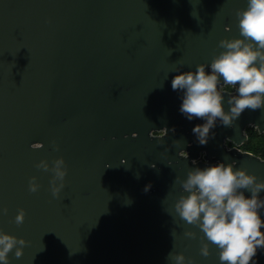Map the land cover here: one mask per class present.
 I'll return each instance as SVG.
<instances>
[{
    "label": "water",
    "instance_id": "water-1",
    "mask_svg": "<svg viewBox=\"0 0 264 264\" xmlns=\"http://www.w3.org/2000/svg\"><path fill=\"white\" fill-rule=\"evenodd\" d=\"M249 5L0 0V238L17 241L8 264H227L204 214L189 223L177 205L199 195L185 188L190 175L212 167L255 177L236 190L246 199L264 184V159L240 148L248 127L264 133V94L260 108L235 117L240 85L222 90L212 71L231 51L222 42L250 46L261 54L252 66L264 67V48L240 27ZM200 66L217 75L231 118H215L205 144L193 129L210 117L189 119L186 89L172 88ZM256 198L264 221V188ZM251 264H264V248Z\"/></svg>",
    "mask_w": 264,
    "mask_h": 264
},
{
    "label": "clouds",
    "instance_id": "clouds-1",
    "mask_svg": "<svg viewBox=\"0 0 264 264\" xmlns=\"http://www.w3.org/2000/svg\"><path fill=\"white\" fill-rule=\"evenodd\" d=\"M242 34L251 38L264 48V0H250L249 10L243 13L240 22ZM242 42H222L231 51L222 55L212 64L213 73L223 76L226 83L231 86L239 83L240 97L234 100L231 112L239 117L247 108L253 110L261 107V95L264 94V67H253L261 55L253 51L250 46L241 47ZM173 90L186 89L185 99L181 106V112L192 117L210 119L205 125H197L194 133L199 134L200 143H207L204 139L214 123L215 118H222L225 125L231 123V118L224 114L221 105V96L217 92V75H206L203 66L198 67L195 74L185 73L177 75L172 80ZM231 103V101H230ZM62 164L63 161H59ZM62 180L66 175L63 171H57ZM255 182V177L247 176L244 172L234 173L231 167L223 165L209 168L205 171H197L190 175L185 184L186 190L198 186L199 195L192 194L187 199L181 200L177 205V211L183 219L192 223L200 218L203 213V231L207 238L218 245L223 251L220 254L222 262L227 264H251L253 257L257 255L258 248H264V227L258 215L257 193L264 184L257 185L251 199H246L243 194L236 195L238 188H248ZM150 187V186H149ZM147 190V189H146ZM31 191L35 192L33 186ZM59 189H53V195ZM24 212L16 217L17 224L24 221ZM17 241L10 236L0 238V260L8 264L7 255L13 249ZM24 244V241H19ZM202 254L207 256L205 247ZM17 258L22 256V251L17 250ZM183 260V257H178Z\"/></svg>",
    "mask_w": 264,
    "mask_h": 264
},
{
    "label": "trees",
    "instance_id": "trees-1",
    "mask_svg": "<svg viewBox=\"0 0 264 264\" xmlns=\"http://www.w3.org/2000/svg\"><path fill=\"white\" fill-rule=\"evenodd\" d=\"M248 140L242 145V149L254 153L264 159V133L253 127L246 129Z\"/></svg>",
    "mask_w": 264,
    "mask_h": 264
},
{
    "label": "flooded vegetation",
    "instance_id": "flooded-vegetation-1",
    "mask_svg": "<svg viewBox=\"0 0 264 264\" xmlns=\"http://www.w3.org/2000/svg\"><path fill=\"white\" fill-rule=\"evenodd\" d=\"M231 87H232V86H229V85L227 84L223 89H224V90H228V91H232V90H231ZM228 146H229V148H231V147H233L234 145H233V143L228 142Z\"/></svg>",
    "mask_w": 264,
    "mask_h": 264
}]
</instances>
